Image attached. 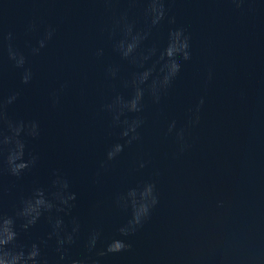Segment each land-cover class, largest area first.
I'll return each mask as SVG.
<instances>
[{"label":"water","instance_id":"water-1","mask_svg":"<svg viewBox=\"0 0 264 264\" xmlns=\"http://www.w3.org/2000/svg\"><path fill=\"white\" fill-rule=\"evenodd\" d=\"M145 7L144 0H0V37L12 33L11 44L33 73L22 85L23 69L8 61V41L0 42V94L19 93L8 116L40 127L26 148V158L31 152L38 163L20 179L0 175V207L12 214L34 186L49 188L58 170L76 193V207L64 219L80 223L71 254L81 257L90 231H101L102 250L130 218L115 197L153 183L158 202L143 226L124 238L130 250L99 258V264H264V0H243L240 8L231 0H165V20L150 30L137 55L156 48L144 64L152 67L169 31L182 28L191 58L180 61L158 104L146 92L143 111L121 117L144 121L140 139L105 163L110 147L125 141L104 105L116 95L127 99L132 89L125 82L144 70L113 50L121 38L113 29L126 16L134 32L147 31ZM49 28L52 38L32 55ZM109 68L117 70L114 79ZM181 129L182 143L176 138ZM49 230L42 218L21 242L43 239Z\"/></svg>","mask_w":264,"mask_h":264},{"label":"clouds","instance_id":"clouds-1","mask_svg":"<svg viewBox=\"0 0 264 264\" xmlns=\"http://www.w3.org/2000/svg\"><path fill=\"white\" fill-rule=\"evenodd\" d=\"M144 2L146 4L144 15L148 21L147 31L134 32L133 25L127 22L126 16H122L113 29V32L119 29L121 33V38L115 42L113 50L121 59L129 60L141 69H144L145 62L156 56L157 50L154 47L148 49L146 55H137V50L147 39L150 30L165 20L167 13L165 0H144ZM231 2L240 8L243 0H231ZM168 23L174 24L175 18H169ZM35 27V24L30 23L27 31L33 32ZM53 34L54 29L46 30L36 46L31 47V54L38 55ZM11 40V32L0 37V42L8 41L6 48L8 61L16 69H23L20 74V83L28 85L33 78V73L31 69L25 68L26 57L13 47ZM96 55H102V51H98ZM190 58L189 37L185 35L184 29L177 28L169 31L168 43L159 53L156 61V64L160 65L157 75L153 77L156 64L134 73L132 79L124 84V87L132 89L131 95L127 99L122 95H116L111 103L104 105L103 110L111 114L112 126L121 128L120 138L125 141L124 144L115 143L110 147L106 152L105 163L116 159L126 146L140 139L137 130L144 121L139 117L131 120L121 119V117L142 112L146 92L152 103L158 104L161 96L180 72V61H188ZM116 71L114 68H109L107 71L109 78L114 79ZM145 85L147 87H144ZM64 87L65 85H61L60 90L62 91ZM52 95L53 105H55V97L58 94ZM18 98L19 93H13L6 98L0 94V175L6 172L7 175L16 179H20L36 167L39 161L38 155L29 152L26 158L27 139L36 140L40 136L38 121H14L8 116V107ZM203 103L201 99L196 106V113L199 112ZM198 122L197 115L191 123ZM174 128L175 122L169 125L168 133H171ZM183 137L184 129H181L176 133L177 141L182 143ZM105 163L101 164V168L105 167ZM140 167L143 168L144 165L141 164ZM154 192L155 185L145 183L138 188L128 190L126 194L117 195L114 201L116 206L131 212L126 224L117 229V237L106 242L102 250H97L102 233L94 229L88 233L84 241L85 255L74 257L71 250L80 240L81 226L76 217H72L68 223H65L64 217L71 216L76 207L77 197L76 193L70 190L69 180L58 170H53L50 187L34 186L31 193L20 200L19 207L12 214L6 213L0 207V264H99V258L129 251L131 245L126 243L124 238L134 235L148 219L151 209L158 202ZM42 218L47 220L50 228L44 238L27 243L21 242V234L29 233ZM49 250L52 256L48 255Z\"/></svg>","mask_w":264,"mask_h":264}]
</instances>
